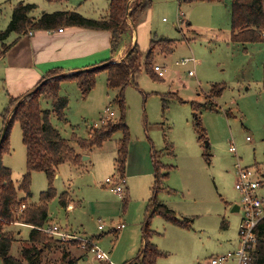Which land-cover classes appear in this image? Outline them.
<instances>
[{"label":"rangeland","instance_id":"obj_1","mask_svg":"<svg viewBox=\"0 0 264 264\" xmlns=\"http://www.w3.org/2000/svg\"><path fill=\"white\" fill-rule=\"evenodd\" d=\"M136 1L130 0L132 7ZM20 2L35 5L33 16L38 18L75 11L100 20L108 8L107 0H0V32L8 29L13 9ZM152 3L136 24L135 44L146 56L152 40L174 43L171 53L157 51L153 58L155 66L167 70L164 78L152 77L143 66L125 89V123L130 133L125 178L130 192L125 194V185L121 196L113 192L119 177L115 160L123 138L120 131L101 148L83 155L82 166H59L52 183L57 197L49 205L48 226L58 225L92 240L108 260L99 261L80 241L78 247L70 244L72 241L56 243L42 254L41 264H137L147 222L150 242L164 254L157 264H209L211 258L234 252L240 245L243 213L233 212L241 204L236 165L264 168V41H232V0ZM187 59L195 63L177 65ZM217 84L224 86V91L212 97V86ZM61 94L69 99L67 123L54 116L52 123L66 140L73 134L87 139L92 127L120 118L118 105L112 103L118 91L109 89L106 71L98 74L86 99L74 82L63 83ZM9 102H0V115ZM43 108L51 110L52 105L43 102ZM111 112L114 117H110ZM197 123L204 134L198 132ZM231 147L235 153L230 152ZM153 150L160 165L171 168L162 185L166 191L157 194V202L167 205L189 227L153 215ZM26 156L22 131L15 123L10 132V153L2 157V163L12 170L16 187L26 172ZM108 178L112 183H106ZM48 186L47 175L34 172L30 202H39ZM63 194L68 195L66 208L61 205ZM258 195L264 197V190ZM121 225L125 227L119 230ZM29 227H8L18 233L11 256L19 258L29 244Z\"/></svg>","mask_w":264,"mask_h":264},{"label":"trees","instance_id":"obj_2","mask_svg":"<svg viewBox=\"0 0 264 264\" xmlns=\"http://www.w3.org/2000/svg\"><path fill=\"white\" fill-rule=\"evenodd\" d=\"M186 1L221 2L222 0ZM152 4V0H137L132 7L130 0H109L108 16L100 20L86 18L75 11L43 14L38 18L33 16L35 5L23 2L15 5L8 29L0 32V58L4 57L15 43L10 45L5 43L12 35L24 36L29 32H49L75 27L109 32L111 56L108 60L94 64L92 69H83L73 74H65L62 69L49 71L32 92L17 99H10L8 107L0 115L3 119L0 136V259L3 264H41L44 252L56 243L63 244L55 237L38 230L49 224V205L57 197L52 185L57 169L65 163L79 167L83 163V155L101 148L118 131L123 133V138L118 144V157L115 160L119 176L117 180L125 179L130 143L129 128L125 123V89L139 76L143 66L152 77L161 79L155 73L154 55L157 51L171 53L174 43L167 39L152 40L146 56L139 50L137 43L131 47L133 30L128 28V21L136 27L144 14L151 9ZM129 40L128 56L120 62H114L124 43ZM232 41L237 44L264 41V0H232ZM104 64L108 65L94 69ZM101 71L107 72L109 89L118 91L112 103L118 105L120 118L115 121L109 119L99 127H92L87 139L80 138L76 134H73L70 141L64 139L52 123L53 116L67 123L69 99L61 94L63 83H76L82 98L86 99L94 90ZM223 91L224 86L213 85L210 96H221ZM43 102H50L52 109L43 108ZM15 123L20 125L23 144L27 151L26 172L18 187L13 182L12 170L2 163V157L10 153V132ZM197 128L199 133L204 134L205 130L201 123H197ZM71 142L75 143L76 147ZM158 157L157 152L153 150L151 155L155 176L151 200L154 206L153 215L158 214L170 223L189 227L179 220L167 205L157 202V194L166 191V187L162 185L168 179L171 170L163 164L160 165L161 163L157 161ZM34 172L45 173L49 180L48 190L41 193L37 203L30 202L33 197L31 178ZM20 194L23 196L21 197ZM61 205L65 208L69 205L67 194L61 196ZM18 224L32 227L28 237L29 244L22 248L19 258L11 256L12 246L18 240V233L8 229ZM150 235L149 222H147L143 227L141 247L135 259L137 264H157L164 256L157 246L150 242ZM256 235L258 242L252 252L251 264H264V221L258 226ZM79 243L73 241L70 244L78 247Z\"/></svg>","mask_w":264,"mask_h":264},{"label":"crops","instance_id":"obj_3","mask_svg":"<svg viewBox=\"0 0 264 264\" xmlns=\"http://www.w3.org/2000/svg\"><path fill=\"white\" fill-rule=\"evenodd\" d=\"M107 1L109 7V0ZM107 16L108 8L106 16L101 19H105ZM128 28L133 30L131 41L133 47L135 45L136 27L131 21H128ZM13 36L7 45L15 43L9 52L0 58V102L2 105L8 103L10 99H17L32 92L44 76L53 69H62L65 74H73L108 60L111 56V36L109 32L105 31H92L75 27ZM129 48L130 40L124 43L114 58V62H120L123 57L125 58ZM1 130L2 128L0 129V136ZM124 180V192L126 194L130 190L127 189L126 178ZM20 196L22 197L23 194ZM71 206L74 207V205ZM31 228L29 227V229Z\"/></svg>","mask_w":264,"mask_h":264},{"label":"built area","instance_id":"obj_4","mask_svg":"<svg viewBox=\"0 0 264 264\" xmlns=\"http://www.w3.org/2000/svg\"><path fill=\"white\" fill-rule=\"evenodd\" d=\"M191 62L195 63L194 60L187 59L181 63H177V65L185 66ZM166 71L167 70L161 66H155V73L160 78L165 77ZM192 75L193 73L190 72V76ZM114 116L115 114L111 112L110 117ZM230 152L235 153V148L231 147ZM236 168L238 173L236 189L241 194V204L239 206V211L243 213V219L240 226V245L234 252H229L225 255L211 258L209 264H251L252 252L257 246L258 241L256 231L258 226L264 221V197H260L258 195V192L264 190V168H242L239 164L236 165ZM106 183L110 184L112 183V180L107 179ZM124 183V179L117 180L116 186L113 188V192L116 195L121 196L123 194L122 185H124ZM124 227L125 226L122 225L119 230L123 229ZM99 229L102 230V227ZM38 230L55 237L63 243L80 241L83 249L91 250L99 261L108 260V256L97 249L92 240L71 234L69 231L63 230L58 225H50L47 227L38 228Z\"/></svg>","mask_w":264,"mask_h":264},{"label":"water","instance_id":"obj_5","mask_svg":"<svg viewBox=\"0 0 264 264\" xmlns=\"http://www.w3.org/2000/svg\"><path fill=\"white\" fill-rule=\"evenodd\" d=\"M128 56V54L126 55V57ZM108 64H104V65H101V66H97L95 67L94 69H97V68H100V67H104ZM88 159L87 157L85 158V160ZM239 211V206H235L234 209H233V212H238Z\"/></svg>","mask_w":264,"mask_h":264}]
</instances>
